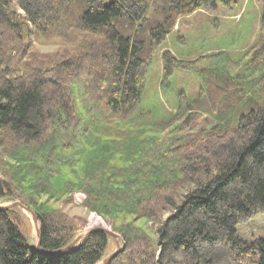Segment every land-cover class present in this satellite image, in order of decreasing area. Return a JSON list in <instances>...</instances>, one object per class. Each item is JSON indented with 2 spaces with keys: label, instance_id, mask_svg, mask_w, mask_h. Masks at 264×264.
<instances>
[{
  "label": "trees",
  "instance_id": "16d2710c",
  "mask_svg": "<svg viewBox=\"0 0 264 264\" xmlns=\"http://www.w3.org/2000/svg\"><path fill=\"white\" fill-rule=\"evenodd\" d=\"M235 1L0 0V137L17 145L26 158L14 175L5 176L10 181L0 177V201L18 200L32 210L30 197L18 199L12 184L29 178L36 188L46 186L49 191L46 174L57 171L64 158L71 163L93 147L92 155L102 164L98 161L93 175L75 174V181L63 183L61 192L72 195L81 185L82 207L104 215L129 208L133 200L131 207L157 226V256L140 232L136 238L119 232L124 247L109 264H264V238L247 241L237 232L238 226L264 215V0H254L261 6L258 31L238 64L242 68L233 76L235 82L216 78L221 86L215 87L209 81L214 82L211 72L199 68L203 98L182 101L168 124L179 136L142 153L139 161H147H133L134 170L126 172L110 167L106 153L95 147L99 136L129 142L120 130L104 126L112 119H150L140 108L145 75L152 53L177 20ZM66 28L82 38L78 53L57 65L65 76L62 82L49 68L24 66L22 72L18 63L13 66L25 59L32 35H53ZM161 56L164 78L195 64L180 62L168 52ZM85 64L87 78L78 83L91 110L83 121L66 81L68 72L78 73ZM200 110L206 116L195 124ZM194 126L197 130L189 132ZM104 149L111 160L127 155L122 142ZM118 183L121 190H114ZM32 211L40 226L41 251L55 252L70 244L77 229L67 220L54 211ZM108 242L95 231L77 249L42 255L31 250L19 210H0V264H96Z\"/></svg>",
  "mask_w": 264,
  "mask_h": 264
},
{
  "label": "rangeland",
  "instance_id": "374dc122",
  "mask_svg": "<svg viewBox=\"0 0 264 264\" xmlns=\"http://www.w3.org/2000/svg\"><path fill=\"white\" fill-rule=\"evenodd\" d=\"M235 2H237L236 5L218 6L215 9L206 7L190 16L179 18L174 29L165 37L160 46L155 49L150 57L151 61L145 75L140 101L141 110L147 112L150 119H142L136 115H131L125 122L112 119L107 124L103 123L107 128L123 132L124 135H127L126 137H128L127 140L129 141L127 142L125 139L120 141V138H114L109 135L98 137L96 142L98 146L95 147L101 149L104 155L106 153V161H108L110 167H115L125 172L130 171V169L134 170L137 162L147 161L145 158L139 161L142 153L150 152L152 147L159 146H156V144L164 143V141L167 143L171 141L172 137L179 136L180 133L176 130V127L168 124L179 113L182 101L186 100L188 102L202 97L205 87L203 79L197 73L200 72L199 68L204 67V70L208 69L211 72L209 77L214 78V82L211 79L209 81L215 87L221 86L215 81L216 78L218 80L225 79L227 84L228 82H235L233 76L239 73L242 68L238 64L241 63L243 54H245L256 38L261 12V6L255 3L254 0H236ZM81 38L82 36L79 35L78 31L70 28L58 30L57 33L48 36L32 35L29 39L31 45L27 48L25 59L15 60L13 66L17 67L18 65L22 72L26 70V68H23L24 66L27 68L33 67L34 71L40 66L41 68H49L54 73L53 77L62 82L65 76L61 75V71L57 72V65L78 53L76 50L81 47V44H79V39ZM163 52H168L180 62L195 64L185 67L186 69L174 71L171 77L164 78L161 56ZM74 63H78V61H74ZM98 68L99 65L94 66L95 71L93 74L97 73ZM86 70L87 65L85 64L78 73L76 72L77 70L68 72L67 76L69 79L66 81L70 88V99L74 110L83 121L87 119V111L91 110V106L87 105V101L84 100L80 92L78 83L80 80L83 81L87 78V75H85ZM75 75L77 77H74ZM249 85L250 83L247 84V86ZM93 86L94 89L97 88L95 84ZM50 94L48 99L51 102L52 94ZM93 106L95 105L93 104ZM205 111L208 112V109H205ZM205 116V112L200 110L198 116L200 120L197 119L194 123L197 124ZM100 125L101 123L98 126ZM193 130H197V128L194 126L189 132ZM132 134L137 138L129 139V135ZM90 136H93V134ZM83 137L84 134H82L81 138ZM92 138L96 141L94 137ZM118 142H122L124 149H126L124 150L125 153L128 156L132 155L134 158L127 159V155H122L116 160L108 159L109 152L104 149L105 146L114 147ZM92 148L86 147L85 154L76 157L71 163L70 160L64 158L63 161L65 163L56 167L57 171L51 170L50 174H46V177H49V183L52 185L49 191L46 186L36 188V183L26 178L21 183L12 184L15 188V195L17 197L29 196L30 199L28 201L32 210L38 212L54 211L63 217L68 221L69 225L77 229L74 238L86 234L89 229L111 231L118 238L116 241L108 238V248L102 259L115 252L116 249L124 247V242L118 234L119 232H124L131 238H136L137 233L140 232L148 239L154 257L157 256V236L155 232L157 226L154 220L142 216V214H139L138 211L131 207L134 206L132 199L129 208L126 207L104 215L91 212L82 207L84 195L81 185L72 195H66L61 192L63 183H73L75 181V174L93 175L94 171H97L96 165L98 161L100 162L99 164H102V159L99 160L97 156L92 155L90 151ZM19 151V147L11 143L9 139L0 137V177L4 180L8 179L10 181L11 177L5 178V176L14 175L15 168L22 167L18 163L25 162V156L20 154ZM133 161L136 163H132ZM155 170L153 169L151 172ZM131 176L132 185H135L133 183L135 176ZM128 178H130V175ZM119 185L120 183L116 184L113 187L114 190L116 188L121 190ZM132 198L135 199L134 197ZM14 203L20 204L18 200L13 199L0 201V208L10 206L9 209L19 210L26 221V231L30 248H32L36 245L35 227L39 224L34 225L31 216L17 207H13L12 204ZM29 210L33 212L31 209ZM93 216L101 223L102 227H91V217ZM167 216L165 215V217ZM237 232L247 241L264 238V215L256 216L250 222L238 226ZM100 261L96 264H99Z\"/></svg>",
  "mask_w": 264,
  "mask_h": 264
},
{
  "label": "water",
  "instance_id": "95a60500",
  "mask_svg": "<svg viewBox=\"0 0 264 264\" xmlns=\"http://www.w3.org/2000/svg\"><path fill=\"white\" fill-rule=\"evenodd\" d=\"M13 207H17L18 209L22 210L23 212H26L27 214H29L32 218V221L34 223V225L38 224L37 222V218L34 215L33 212H31L27 207L23 206L22 204L19 203H14L12 204ZM10 207V206H9ZM8 206L6 207H1L0 210H4V209H9ZM101 232L103 234H105L108 238L113 239L114 241L117 240V236L115 234H113L111 231L105 230V229H89L86 231V234H83L82 236H76L73 241L65 248L59 250V251H55V252H44L40 250V226L38 225L37 227H35V234H36V245L34 247L31 248V250L33 252L42 254V255H46V256H52V255H57V254H64V253H68L74 249H77L81 243L83 242V240L92 232ZM123 249V246L121 248H118L115 250V252H113L112 254H110L109 256H107L106 258L102 259L100 261L99 264H109Z\"/></svg>",
  "mask_w": 264,
  "mask_h": 264
},
{
  "label": "bare ground",
  "instance_id": "6f19581e",
  "mask_svg": "<svg viewBox=\"0 0 264 264\" xmlns=\"http://www.w3.org/2000/svg\"><path fill=\"white\" fill-rule=\"evenodd\" d=\"M94 226L102 227L101 223L93 216L91 217V227H94Z\"/></svg>",
  "mask_w": 264,
  "mask_h": 264
}]
</instances>
